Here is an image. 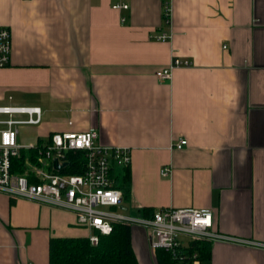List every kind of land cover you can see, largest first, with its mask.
Masks as SVG:
<instances>
[{"label": "crops", "instance_id": "1", "mask_svg": "<svg viewBox=\"0 0 264 264\" xmlns=\"http://www.w3.org/2000/svg\"><path fill=\"white\" fill-rule=\"evenodd\" d=\"M117 1L0 0L12 34L0 106L42 111L39 124L17 126L19 141L97 130L102 145L131 151L113 173L126 214L209 208L236 240L212 242L199 264H264V0H170L169 22L164 0H125L123 11ZM135 226L139 263L158 264ZM91 233L71 211L0 192V264H49L51 237Z\"/></svg>", "mask_w": 264, "mask_h": 264}, {"label": "built area", "instance_id": "2", "mask_svg": "<svg viewBox=\"0 0 264 264\" xmlns=\"http://www.w3.org/2000/svg\"><path fill=\"white\" fill-rule=\"evenodd\" d=\"M116 10H129L125 0L113 4ZM171 1L164 0V16L170 21ZM123 22L126 20L122 18ZM170 34L162 33L159 40L166 41ZM12 34L8 27L0 26V68L11 63ZM175 66H189L190 62L176 59ZM173 66L157 71L160 79L172 76ZM0 114L9 118L0 120V192L14 199H26L40 204L73 212L77 223L89 228L93 245L99 242V234H110L114 223L139 225L148 230L150 245L154 251H168L174 264H199L197 252L188 251L193 241H235L214 228L213 211L209 208L166 207L155 211L152 217H134L122 209L123 191L116 186L114 167H128L132 161L130 149L106 146L98 142L95 129L86 131H61L54 133L41 145H26L19 141L20 124H39L42 120L40 107L0 106ZM16 115L27 116L16 119ZM187 144L180 139L173 147L181 149ZM27 153L24 171H13L14 159ZM33 152V153H32ZM84 160L81 174L64 173L68 159L77 154ZM82 155H80V154ZM67 165L55 167L54 160ZM171 167L161 169L162 176H169Z\"/></svg>", "mask_w": 264, "mask_h": 264}, {"label": "trees", "instance_id": "3", "mask_svg": "<svg viewBox=\"0 0 264 264\" xmlns=\"http://www.w3.org/2000/svg\"><path fill=\"white\" fill-rule=\"evenodd\" d=\"M33 153V152H32ZM80 154V153H79ZM82 155V154H80ZM23 152L20 158L14 159L13 171H24ZM77 154L69 157L68 167L64 173L81 174L84 172V160ZM117 186V184H116ZM122 188L121 186H117ZM126 195V191L123 192ZM153 208L142 209V216L152 217ZM212 242L208 240L193 241L188 251L197 252L200 260L211 256ZM158 264H174L171 254L164 250L155 251ZM49 264H140L133 247L132 225L114 223L110 234H99V242L93 245L89 237H51L49 242Z\"/></svg>", "mask_w": 264, "mask_h": 264}, {"label": "water", "instance_id": "4", "mask_svg": "<svg viewBox=\"0 0 264 264\" xmlns=\"http://www.w3.org/2000/svg\"><path fill=\"white\" fill-rule=\"evenodd\" d=\"M54 163H55V167L57 168V169H63L66 165H67V163H64L63 165H60L59 164V161H58V159H55L54 160Z\"/></svg>", "mask_w": 264, "mask_h": 264}, {"label": "rangeland", "instance_id": "5", "mask_svg": "<svg viewBox=\"0 0 264 264\" xmlns=\"http://www.w3.org/2000/svg\"><path fill=\"white\" fill-rule=\"evenodd\" d=\"M24 117L27 118V116H24ZM135 227H138V225L135 226ZM140 227H142V226H140ZM143 228H144V227H143ZM144 229H145L146 232L148 231L146 228H144Z\"/></svg>", "mask_w": 264, "mask_h": 264}]
</instances>
